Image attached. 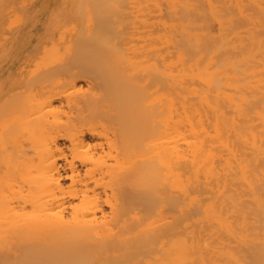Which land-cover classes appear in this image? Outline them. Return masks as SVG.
<instances>
[{"label":"bare ground","instance_id":"bare-ground-1","mask_svg":"<svg viewBox=\"0 0 264 264\" xmlns=\"http://www.w3.org/2000/svg\"><path fill=\"white\" fill-rule=\"evenodd\" d=\"M81 1L119 37L0 88V264H264V0H158L141 40Z\"/></svg>","mask_w":264,"mask_h":264},{"label":"rangeland","instance_id":"rangeland-1","mask_svg":"<svg viewBox=\"0 0 264 264\" xmlns=\"http://www.w3.org/2000/svg\"><path fill=\"white\" fill-rule=\"evenodd\" d=\"M88 1H90V0H83L81 2L82 3L86 2V4H87ZM98 1H100V0H98ZM104 1L107 2V0H104ZM110 1L111 0H109V2ZM114 1H116V0H113L112 1L113 3H111V2L110 3L107 2V3H109L108 5H110V4L112 5L113 4L115 10H117V9L118 10L117 11L111 10V7H110L109 8V12H107V13H109L112 16L113 15H118V18H120V19H121V17H120L119 14L122 13L121 12L122 10L120 11V9H123V13H124V10H128L129 9L130 14L127 11H125L124 14H126V12H127L128 16H130V15H132L131 14L132 11L130 10L131 9L130 7L131 6H135L134 8L132 7V9L134 11L133 12L134 15H136V16L135 17H134V15L130 16L132 18L133 17L135 18V19L133 18L134 21L131 22L133 25L130 24V26L131 27L134 26V28L131 29L130 26H128V28H130L131 31H133L134 33L136 32V30L137 31L140 30L138 32H142V31L145 32V30L147 28H145L143 26H145V23H147L149 18L151 19L150 12L152 14L154 13V12H152V10L154 11V9H153L154 6L158 5V2H159L158 0H157V2L154 1V0L153 1L152 0H150V1L148 0V2H145L147 0H145V1L144 0H138V2L139 1L141 2V3H138V2H136L134 0H130V1H128V2H130L129 5L131 4L130 6L126 5L123 2L124 5L126 6V8H125L124 5H120L122 0L121 1L117 0V1L120 2L119 4L115 3ZM131 1H133L134 4ZM150 2H153L155 5L150 3ZM79 3H80V0H68V1L67 0H0V88L5 87V86H6V88L7 87L10 88L11 85L19 84V82H22L25 85L26 96H27V95H29V93L31 92L32 89H34L35 87L37 89L39 88V86H38L39 84L38 83L43 81L44 77L47 78V81H49V84H51L52 81L57 80L58 78H64V76H66L67 78H70L68 76H71L72 73L79 71L78 68H74L70 64L73 61L71 58L74 59L75 58L74 56H77V55L71 54V52L73 50H74L73 52H76L75 51L76 50V46L74 45V42H76V43L79 42V44H80V41H82L81 39H82L83 35L84 36L86 34L90 35L92 33V29L93 28H94L93 31L94 32L96 31V34L95 33H94L95 35L93 34L94 36H96L97 33H100V31H101V33H100L101 36H103L102 30L105 33L107 32L106 34L109 33V35L112 34V32L114 33L113 30L110 31L111 32L110 33L109 30H111L113 28L108 29L107 26L105 28L108 29V31H106V29L104 30V28H103L104 25H102L103 27H101V25H100V24H102V21H99V20H102V18L99 19L98 17H95L97 13L95 14V12H91V11H93V7L91 8L92 9L91 10L90 9V7H91L90 5H94V8H95L97 3H99V2H96L94 4H91L92 2H89L88 4H90V5H88V6L86 5V8L89 9V10L85 9L86 13L87 14L89 13V15H87L88 17H85L86 19H84V16L82 14H80V15H82L83 18L79 15V12H78L79 8H83L81 6L78 7ZM67 4H68V6H67ZM71 4H73V5L71 6ZM114 4H116L117 6L119 5V7L117 8ZM80 5H81V3H80ZM108 5H106V6H108ZM102 6H103V4H102ZM75 7L77 8L78 11L75 10ZM107 9H108V7H107ZM70 10H71V12H70ZM95 10H96V12H98V14L100 13L99 11H101L100 9L98 10V8H96ZM62 11H64V12H62ZM103 11L104 10H102V12ZM72 12H74V13H72ZM90 12H91V14H90ZM83 13H85V12H83ZM107 13L106 14L104 13V14L107 15ZM100 15H102V14H99V17H100ZM105 15L103 16V17L106 18V21L103 20V23L107 22V23H105V25L109 24L110 21L112 20L113 23H111V24L112 25L115 24L116 27L117 26L119 27V25H117V24H119L121 21L118 23L117 22L118 20L117 21L113 20V19H111L112 17L110 19H108L107 16H105ZM92 16L97 18L98 21L100 22V24H99L98 21L94 22L95 23L94 24L95 27L98 26L96 29H95L94 25H92L93 21H94L92 19ZM122 16L124 17L125 15L122 14ZM66 18H69V19H66ZM105 18H103V19H105ZM113 18H114V16H113ZM115 18H117V16H115ZM125 18H128V17H125ZM125 18H122L121 20H123ZM131 19H128V20L131 21ZM82 20H84V21L86 20L85 23ZM107 20L109 21V23H108ZM128 20H127V22H130ZM139 20H141V21H139ZM114 21H116L117 24L114 23ZM124 21L126 22V20H123L122 23ZM135 21H137V23L140 22V23H142V25L143 24L144 25L142 26L139 23L135 24ZM82 22L84 23V27L88 26L91 23L90 27H89L91 31L88 32L87 31L88 27H87L86 28L87 33L83 32L84 34L80 35L81 34L80 31H82V30H80V28L83 29ZM87 22H89V24ZM122 23H120L121 26L119 28H117V30H120V28H121V30L123 28L126 29V27H123ZM81 25H82V27H81ZM91 26H93V27H91ZM124 26H126V25L124 24ZM135 26H138V27H135ZM139 26H142L143 28H140ZM75 27H77V28H75ZM73 28H75V30ZM21 29L23 31H21ZM70 29H71V31H70ZM98 29H100V30H98ZM97 30L99 32H97ZM78 31H79V34H78ZM83 31H85V30H83ZM121 32H122L121 34L124 35L125 32L124 33H123V31H121ZM138 32H136V33H138ZM144 32H142V34L140 33L141 36L139 35V33H138V35H136V33H135V36H134V33L131 32V34H133V35L129 34V35H131L129 37H130V39H136L137 38V39L141 40L142 38H144V35H145ZM117 33H119V32L117 31L116 34ZM126 33L128 34V31ZM77 34L81 38L79 36H77ZM109 35H107V36H109ZM90 36H91V38L95 39L92 35H90ZM90 36H89V38H90ZM104 36H105V34H104ZM126 36L128 37V35H126ZM76 37H77V39L79 38L80 40L77 41V39H75ZM85 37L88 38L87 35ZM118 37H119V35H118ZM129 37H128V39H129ZM24 38H26V40ZM87 38H86V40L84 38V40L85 41L90 40L89 38L88 39ZM97 38H99V35H98ZM97 38H96V40H97ZM110 38H113V35H111ZM84 40H83V42H84ZM96 40H93V41H96ZM93 41L90 40L89 42H91L92 44H96ZM71 42L73 43L72 44V48H71V46H69V45H71ZM83 42H81V43H83ZM79 44H76L77 47H79L78 46ZM73 45L75 46V48H74ZM84 45H88V44L85 43ZM89 46H92V45H89ZM80 47H81V44H80ZM66 48H70L71 52H70V50H68ZM89 48H91V47H89ZM83 50H85V49H83ZM85 51H86V53L88 52L87 50H85ZM91 51H92V49H90V52ZM94 51L96 53L97 48L96 49L94 48ZM94 51H92V52H94ZM81 52L83 53V51H81ZM82 53L79 52L78 56L80 54H82ZM95 53L94 54H90V56H89V53L83 54L84 60L86 59L85 60L86 62L96 63V65H97L99 63V59H98L99 56L97 55L95 57V59L97 61L94 60L93 57H94ZM86 55H88L89 58ZM69 57H70V59L72 61L69 60ZM78 58L76 57V59H78ZM61 60H63V61H61ZM74 61H75V59H74ZM79 61L83 62L82 58ZM58 62H62V63H59V65L60 64H62V65H60V66L57 65V69L60 68L61 66H63V68L61 67L59 70L55 69V72H53L54 69H52L53 68L52 66H54L55 64H58ZM22 67H24V68H22ZM60 70L62 71V73L63 72L66 73L67 71H69V72L66 73V74H64V73L62 74ZM63 70H65L66 72L63 71ZM59 71H60L61 75L58 74ZM59 76H62V77H59ZM54 77H55V79H54ZM85 78L86 77H84V79ZM41 79H43V80H41ZM84 79H81L78 82V85L82 86L83 89H88V87H89L88 84L89 83L86 80H84ZM28 80L30 82L29 84L27 83ZM43 82L40 83V87H42L43 85L45 86L46 84H48V82H46V81H45L46 83H44V84H43ZM33 83L38 84L37 85L38 87L35 86L33 88V86L35 85ZM27 85H29V87ZM36 88L34 89V92L35 91L37 92ZM98 93H101V91H99ZM34 101H35L34 104L38 102L35 99H34ZM57 104L59 105V102H57ZM67 110H68V114L71 113L70 116H72V114L73 115L75 114V112L74 113L70 112L68 108H67ZM86 114H87V112H86ZM61 115H62V117L61 116L60 117L62 119H63V117H65L67 119L68 116H69V115L67 116L65 114H61ZM72 117H71L72 119H74L76 121H79V123H81L83 121V120L81 121V119H83V118L85 119L86 116H85V113H84V117L83 118L80 117V115H79V117H78V115H77V117L76 116H72ZM62 142L63 141H61V143Z\"/></svg>","mask_w":264,"mask_h":264}]
</instances>
